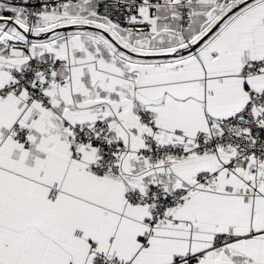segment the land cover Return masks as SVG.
<instances>
[{
	"label": "snow or ice",
	"instance_id": "6c2138e0",
	"mask_svg": "<svg viewBox=\"0 0 264 264\" xmlns=\"http://www.w3.org/2000/svg\"><path fill=\"white\" fill-rule=\"evenodd\" d=\"M0 264H264V0H0Z\"/></svg>",
	"mask_w": 264,
	"mask_h": 264
}]
</instances>
